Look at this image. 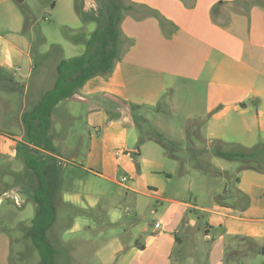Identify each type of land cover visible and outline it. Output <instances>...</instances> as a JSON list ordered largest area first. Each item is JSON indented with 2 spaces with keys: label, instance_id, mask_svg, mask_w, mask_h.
<instances>
[{
  "label": "rangeland",
  "instance_id": "1",
  "mask_svg": "<svg viewBox=\"0 0 264 264\" xmlns=\"http://www.w3.org/2000/svg\"><path fill=\"white\" fill-rule=\"evenodd\" d=\"M109 1L0 0V57L6 72L11 70L15 81L26 84L30 68L28 52L37 66L27 93L0 87V128L5 132L0 133V264H41L31 238V221L37 214L33 202L36 178L26 167L24 151L18 149L24 135L21 136L17 114L31 109L43 91L53 85L56 64L61 58L86 51L81 34L84 40L89 38L97 27V21L90 16L100 15L101 7ZM117 3L120 16L137 10L129 0H117ZM3 72L0 68V76ZM41 74L45 89L38 92L35 79ZM204 89L178 79L157 107H131L136 125L123 130L132 150V165L123 162L116 173L109 175L100 167L101 156L90 153L97 134L88 121L86 107L67 100L56 108L51 132L56 140L64 139L62 143L52 139L55 156L48 153L45 156L49 164L75 170L70 171L71 182L66 184L75 197L69 202L63 200L48 231L59 262L152 264L157 252L148 250L139 257L131 249L137 247V242L144 244L158 234L156 220L170 218L173 208L168 210L171 203L164 198L184 202L178 212L181 216L186 211L195 215L186 204H210L213 192L222 193L225 187L231 194L235 185L232 176L237 174L241 163L245 167L264 168V154L245 163L239 158L228 160L213 153L216 148L238 151L241 145L238 142L212 140L210 147L207 146L205 121L198 118L199 113L206 119L210 114L201 92ZM258 112L255 107L253 114ZM193 115L195 118L190 117ZM260 142L258 138L253 144ZM84 166L92 171H86ZM63 169L66 177L68 169ZM123 176L127 177L125 183L130 188L119 183ZM66 185H63L64 194ZM233 197L231 194L220 199L234 204ZM234 209L238 212L240 205L234 204ZM196 213L201 214L198 210ZM259 245L258 250L248 243L239 248L229 246L225 264H264V239ZM179 251L178 247L169 258L171 264L174 260L184 261ZM197 255L200 259L201 254Z\"/></svg>",
  "mask_w": 264,
  "mask_h": 264
},
{
  "label": "crops",
  "instance_id": "2",
  "mask_svg": "<svg viewBox=\"0 0 264 264\" xmlns=\"http://www.w3.org/2000/svg\"><path fill=\"white\" fill-rule=\"evenodd\" d=\"M129 1L137 10L128 12L122 20V33L127 41L113 73L90 78L75 94L77 97L63 100L57 106L60 108L68 100L86 107L88 121L97 134L90 153L101 156L103 172L116 173L123 162L132 165V150L123 130L136 125L131 107H157L178 79L205 87L201 92L210 114L206 119L199 113L198 118L205 121L208 147L212 140L235 141L245 149L255 145L258 138L264 141V0ZM27 54L30 68L25 93L31 88L29 83L37 67L31 53ZM0 68L14 77L11 70L6 72L1 57ZM42 74L35 79L38 92L45 89ZM255 107L257 115L253 114ZM22 114L23 111L17 114L21 136L25 132ZM0 133L5 132L0 128ZM63 139L59 137L56 141L62 143ZM83 169L92 171L85 166ZM232 179L235 181L232 200L241 210L236 212L234 204L220 199L231 195L227 187L222 193L214 191L210 204L187 203L195 215L186 211L181 216L178 212L184 202L164 198L171 203L168 210L173 208L170 218L156 220L161 223L156 227L158 234L150 237L144 248H132L131 253L140 257L154 250L157 254L152 264H171L169 258L179 247V256L184 261L174 260V264H225L231 245L239 248L248 243L253 250L261 249L264 168L245 167L241 163ZM67 182L71 178L64 173L59 206L63 200L69 202L75 197ZM201 218L205 221L201 222Z\"/></svg>",
  "mask_w": 264,
  "mask_h": 264
},
{
  "label": "trees",
  "instance_id": "3",
  "mask_svg": "<svg viewBox=\"0 0 264 264\" xmlns=\"http://www.w3.org/2000/svg\"><path fill=\"white\" fill-rule=\"evenodd\" d=\"M118 10L117 0H111L103 4L100 15L90 16V19L97 21V27L86 40L81 34L80 39L86 43V51L71 58H61L56 64V78L51 88L43 93L31 109L22 114L25 132L18 149L24 151L26 167L36 178L33 202L37 214L31 221V238L40 255L41 264H67L58 261L57 249L48 236V231L57 219L62 194V175L65 173L63 165L49 164L45 156V153L55 156L51 132L53 114L61 101L72 98L90 78L113 73L127 41L121 28L124 16H120ZM0 87L7 91L23 93L25 84L15 81L12 76L3 72L0 76ZM39 146L45 147L43 152ZM239 146L240 149L234 152L217 148L213 151L226 158H239L245 163L264 154V141L248 149ZM253 167L263 169L260 166ZM70 171L68 170V174L74 173V169L72 173ZM136 244L139 248L145 247L144 244Z\"/></svg>",
  "mask_w": 264,
  "mask_h": 264
},
{
  "label": "built area",
  "instance_id": "4",
  "mask_svg": "<svg viewBox=\"0 0 264 264\" xmlns=\"http://www.w3.org/2000/svg\"><path fill=\"white\" fill-rule=\"evenodd\" d=\"M126 180H127V177H126V176H123L122 179L120 180V183H121L122 185H126V183H125ZM160 226H161V223H160V222H157V223H156V227L158 228V227H160Z\"/></svg>",
  "mask_w": 264,
  "mask_h": 264
},
{
  "label": "water",
  "instance_id": "5",
  "mask_svg": "<svg viewBox=\"0 0 264 264\" xmlns=\"http://www.w3.org/2000/svg\"><path fill=\"white\" fill-rule=\"evenodd\" d=\"M262 253L264 254V247L262 248Z\"/></svg>",
  "mask_w": 264,
  "mask_h": 264
}]
</instances>
